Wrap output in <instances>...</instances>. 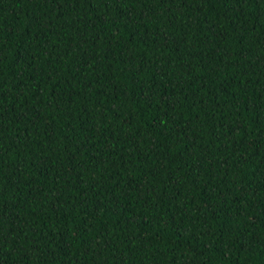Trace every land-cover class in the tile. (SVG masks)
<instances>
[{"label": "trees", "instance_id": "obj_1", "mask_svg": "<svg viewBox=\"0 0 264 264\" xmlns=\"http://www.w3.org/2000/svg\"><path fill=\"white\" fill-rule=\"evenodd\" d=\"M0 264H264V0H0Z\"/></svg>", "mask_w": 264, "mask_h": 264}]
</instances>
